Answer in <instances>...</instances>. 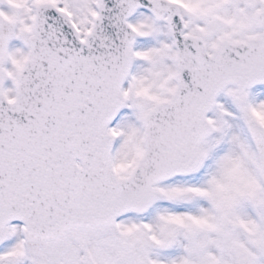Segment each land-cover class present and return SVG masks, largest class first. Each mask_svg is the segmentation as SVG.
<instances>
[{
    "label": "snow or ice",
    "instance_id": "6c2138e0",
    "mask_svg": "<svg viewBox=\"0 0 264 264\" xmlns=\"http://www.w3.org/2000/svg\"><path fill=\"white\" fill-rule=\"evenodd\" d=\"M0 264H264V0H0Z\"/></svg>",
    "mask_w": 264,
    "mask_h": 264
}]
</instances>
